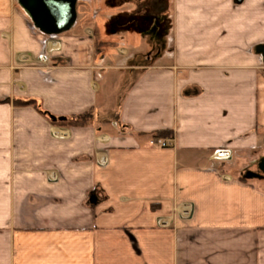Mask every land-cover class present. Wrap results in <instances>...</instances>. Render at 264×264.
I'll use <instances>...</instances> for the list:
<instances>
[{
  "label": "crops",
  "instance_id": "1",
  "mask_svg": "<svg viewBox=\"0 0 264 264\" xmlns=\"http://www.w3.org/2000/svg\"><path fill=\"white\" fill-rule=\"evenodd\" d=\"M93 1L48 33L0 0V264H264V0H160L161 51Z\"/></svg>",
  "mask_w": 264,
  "mask_h": 264
},
{
  "label": "rangeland",
  "instance_id": "2",
  "mask_svg": "<svg viewBox=\"0 0 264 264\" xmlns=\"http://www.w3.org/2000/svg\"><path fill=\"white\" fill-rule=\"evenodd\" d=\"M115 5H117V7ZM78 8H80V10L82 11L86 23H90V21H92V19L90 20L87 17L92 14H96L98 18L96 19L98 21L100 20V18H103L101 20L103 23V21H105L104 18H108V20L110 19L109 21L111 22L113 20L112 18L117 12L124 11V16L125 18H127V21H130L132 23V20H135L137 25L141 24L143 26L145 24L146 27H148L149 29H153V31L155 32L153 36L142 35L138 32L136 28H130L132 29L131 32L127 31L126 29L118 30L119 32L116 33L117 35H115L114 33L109 34V32H107L106 30L105 21L102 25L100 24V26H96V31L98 29V31L100 32L102 30V32L108 33L102 36L105 38L108 37V40L110 42H117L120 40L121 37L125 36L126 41L133 40L136 44L140 43L144 45L148 41H152L153 48L157 51H161V48L164 47V34L161 33V30L162 28L166 29L169 26L168 15L170 14V6L168 3H165L160 0H124L123 4V2L112 3L111 1L106 2L102 0H95L91 3L80 2L78 4ZM138 12H142V14L141 17L136 20L133 16ZM157 51V58L159 59L160 55ZM154 58L155 57L152 56V59ZM86 120L87 122L90 121L89 119ZM262 155H264V151L261 152L256 149L253 152L252 156H250L251 160L247 156L245 159H243L241 166H243L244 168L242 176H245L246 179L250 181L261 182V184H264V171L261 170L258 166Z\"/></svg>",
  "mask_w": 264,
  "mask_h": 264
},
{
  "label": "water",
  "instance_id": "3",
  "mask_svg": "<svg viewBox=\"0 0 264 264\" xmlns=\"http://www.w3.org/2000/svg\"><path fill=\"white\" fill-rule=\"evenodd\" d=\"M20 2L27 7L36 26L45 32L59 33L71 28L75 22L77 0H20ZM257 52L261 54L264 63V44L257 47ZM258 166L264 171V157ZM95 199L96 196L93 195L92 200Z\"/></svg>",
  "mask_w": 264,
  "mask_h": 264
},
{
  "label": "trees",
  "instance_id": "4",
  "mask_svg": "<svg viewBox=\"0 0 264 264\" xmlns=\"http://www.w3.org/2000/svg\"><path fill=\"white\" fill-rule=\"evenodd\" d=\"M17 104H25L20 100H16ZM92 117V111H88L85 114H81L79 116H74L72 118H64L62 121H59L61 124H74V125H84L87 124L86 119H90ZM173 132L169 130H161L153 133V136L157 137H167L172 136Z\"/></svg>",
  "mask_w": 264,
  "mask_h": 264
},
{
  "label": "built area",
  "instance_id": "5",
  "mask_svg": "<svg viewBox=\"0 0 264 264\" xmlns=\"http://www.w3.org/2000/svg\"><path fill=\"white\" fill-rule=\"evenodd\" d=\"M157 143L161 144L162 146H165L166 145V142L162 141V140H156Z\"/></svg>",
  "mask_w": 264,
  "mask_h": 264
}]
</instances>
